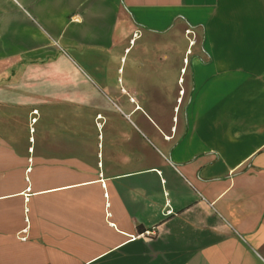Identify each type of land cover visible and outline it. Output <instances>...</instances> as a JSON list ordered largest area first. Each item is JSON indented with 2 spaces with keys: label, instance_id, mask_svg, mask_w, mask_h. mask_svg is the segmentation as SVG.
I'll return each instance as SVG.
<instances>
[{
  "label": "crops",
  "instance_id": "obj_1",
  "mask_svg": "<svg viewBox=\"0 0 264 264\" xmlns=\"http://www.w3.org/2000/svg\"><path fill=\"white\" fill-rule=\"evenodd\" d=\"M260 257L264 0H0V264Z\"/></svg>",
  "mask_w": 264,
  "mask_h": 264
},
{
  "label": "built area",
  "instance_id": "obj_2",
  "mask_svg": "<svg viewBox=\"0 0 264 264\" xmlns=\"http://www.w3.org/2000/svg\"><path fill=\"white\" fill-rule=\"evenodd\" d=\"M187 35L192 36L193 33H192L191 31H188V32H187ZM194 45H195L194 40H191V41L189 42V48H190V50H188V52H187V54H186L187 57H186L185 60H184L185 64H187V65H188V63H189L188 56H190V55L192 54V52H191V48H192ZM145 234H146V233H145ZM147 234H148V232H147ZM260 258H261V260H262L263 263H264V258H262V257H260Z\"/></svg>",
  "mask_w": 264,
  "mask_h": 264
},
{
  "label": "rangeland",
  "instance_id": "obj_3",
  "mask_svg": "<svg viewBox=\"0 0 264 264\" xmlns=\"http://www.w3.org/2000/svg\"><path fill=\"white\" fill-rule=\"evenodd\" d=\"M136 51V50H135ZM133 56H134V54L132 53V54H130L129 55V58L131 59V58H133ZM125 61L123 62V69H124V67H125ZM118 65V64H117ZM116 64L110 69L111 70V73H112V76H117V66ZM122 73H123V71H122ZM120 75H122L121 73H120Z\"/></svg>",
  "mask_w": 264,
  "mask_h": 264
}]
</instances>
